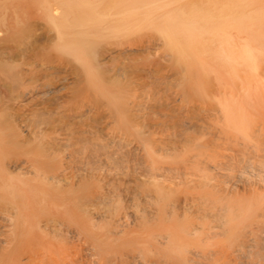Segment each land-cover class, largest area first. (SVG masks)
<instances>
[{"label": "rangeland", "instance_id": "1", "mask_svg": "<svg viewBox=\"0 0 264 264\" xmlns=\"http://www.w3.org/2000/svg\"><path fill=\"white\" fill-rule=\"evenodd\" d=\"M187 2L218 8L214 1ZM146 34L139 42L147 43L137 47L142 51L108 57L90 74L79 65L70 72L64 56L56 63L55 42L47 34L23 58L22 68L30 77L24 98L18 95L21 86L10 84L0 71L2 154L10 160L14 156L19 165L7 172L5 157L0 159V264H147L154 258L165 264L168 254L172 263L166 264H186L185 258L181 262L165 253L169 223L214 225L201 214L215 212L218 205L211 208L208 195L218 196L210 187L191 182L190 170L194 174L198 166L189 158L201 152L211 155L213 163L219 161V103L229 98L215 93L216 83L210 93L202 85V65L215 62L210 53L201 51L205 58L199 65L191 54L169 51L158 34ZM199 47L204 50L202 43ZM91 78L100 83L101 94ZM115 94L123 102L133 101L124 107L136 103L131 106L134 121L126 124L112 105ZM201 169L198 174H203ZM205 174L215 178V172ZM52 175L56 182L47 179ZM1 178L19 188L22 199L5 191ZM167 190L170 194L162 199L160 193ZM44 204L46 212L41 210ZM27 231L33 241L22 243ZM188 238L194 240L183 237Z\"/></svg>", "mask_w": 264, "mask_h": 264}, {"label": "bare ground", "instance_id": "2", "mask_svg": "<svg viewBox=\"0 0 264 264\" xmlns=\"http://www.w3.org/2000/svg\"><path fill=\"white\" fill-rule=\"evenodd\" d=\"M187 1L0 0V71L10 84L17 82L21 86L18 95L24 98L30 77L28 69L22 68L23 58L31 50L30 47L47 34H50L48 39L55 42V58L52 59L57 63L60 56H64L70 63V72L79 65L90 74L95 65L109 61L108 57L114 59L117 56H129L130 53L136 55V52L142 51L137 49L147 43L141 45V34L150 30L161 37L158 36L160 41L164 40L169 51L177 52L178 55L191 54L196 64L205 58L201 51L210 53L214 65L208 62L206 66L202 65L203 62L199 64L202 65V85L205 84V92L210 93L215 88L213 83H216L218 88L215 93L229 98H221L223 101L219 103L221 108L218 113L222 123L220 132L218 129L219 135L215 137L222 151L218 152L219 161L217 159L215 163L209 160L211 155L201 152H194L189 159H193L190 161L199 169L202 168L203 173L198 174V168L193 167L195 170L192 174L190 168L191 182L193 179V184L199 182L198 186L202 183L210 187L213 195L218 196L213 198L208 195L210 207L218 205L215 212L201 214L203 218H211L212 221H207V224L214 225L204 228L203 223L191 222L188 225L185 220L183 225L177 224L181 221L175 222L177 226H174V220L171 224L169 220L167 227L171 229L165 232V229L162 230L165 222L159 220L163 224L159 225L162 227L159 230L165 232L168 241H163L164 245L168 244L165 253L173 254L180 261L185 258L186 264H264V0H207L218 5L214 11L208 6L190 5ZM158 9L161 11L159 16L156 13ZM201 43L204 50L199 47ZM91 80L93 89L101 94L103 90L100 83L93 78ZM125 101H122V96L115 94L110 102L128 124L130 118L131 121L136 118L131 110V106L136 103L124 107L131 100ZM2 141L0 139V159L2 155L3 158L6 156L2 154L6 150H2ZM164 155L168 157L166 152ZM5 158L7 172L19 169L18 160ZM150 166L148 170L151 171ZM21 169L24 174L29 172L28 168ZM205 171L210 175L215 172L214 177L219 181L207 176ZM47 179L56 182L57 177L52 175ZM212 180L217 183L210 184L214 182ZM1 181L5 191L16 199H22L23 193L19 188L2 178ZM169 192L167 190L160 195L168 197ZM47 208L44 204L42 212L48 211ZM23 212L26 215V209L23 208ZM25 215L22 217L27 225L31 220L25 221ZM201 230L202 234H199ZM30 233L27 231L23 235L22 243L33 241ZM188 236L194 238H188L194 242L183 239ZM200 239L206 243L202 244ZM168 255H165V261L169 260L170 263ZM151 260L147 264H161L155 258Z\"/></svg>", "mask_w": 264, "mask_h": 264}]
</instances>
